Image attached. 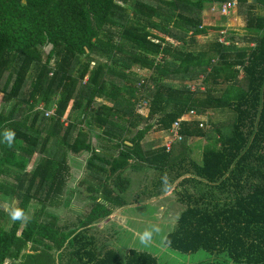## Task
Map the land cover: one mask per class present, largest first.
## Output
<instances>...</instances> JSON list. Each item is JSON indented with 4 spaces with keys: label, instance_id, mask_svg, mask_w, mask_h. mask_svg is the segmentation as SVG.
<instances>
[{
    "label": "trees",
    "instance_id": "16d2710c",
    "mask_svg": "<svg viewBox=\"0 0 264 264\" xmlns=\"http://www.w3.org/2000/svg\"><path fill=\"white\" fill-rule=\"evenodd\" d=\"M235 1L0 0V95L13 103L0 110V181L16 182L1 181L0 198L15 201L25 216L32 201L43 210L55 206L69 182V153L88 152L81 184L91 179V199L100 194L101 200L82 220L87 226L127 204L128 168L176 169L172 179L189 174L182 185L193 184L194 191L182 194L186 209L165 239L168 249L226 259L203 264H264V14L258 13L264 0H237L253 42L232 35L229 43L196 46V37L209 29L203 26L205 4ZM91 54L107 61L92 66ZM135 66L151 75L138 76ZM98 99L103 103L95 107ZM142 103L147 117L138 113ZM192 110L229 111L227 121L208 130L197 121L182 124L184 140H207L200 163L188 158L184 142L172 150L143 143L156 115L167 131ZM84 126L98 129L118 155L94 148ZM133 129L138 132L130 138ZM5 130L15 132L11 147ZM36 154L40 161L27 172ZM43 210L7 229L3 222L11 218L0 209V264H159L151 251L136 248L124 260L113 249L101 255L93 238L74 235L77 228L62 233L71 226L51 213L41 218ZM56 245L58 257L50 251ZM25 247L31 251L22 255Z\"/></svg>",
    "mask_w": 264,
    "mask_h": 264
},
{
    "label": "rangeland",
    "instance_id": "374dc122",
    "mask_svg": "<svg viewBox=\"0 0 264 264\" xmlns=\"http://www.w3.org/2000/svg\"><path fill=\"white\" fill-rule=\"evenodd\" d=\"M123 5L126 6L125 4ZM219 6V3H214L213 5L205 4V8L202 11V18L204 22L203 26L208 27L209 29L207 34L196 37L197 49H205L216 40L227 43L226 41H228V38L232 35L237 36L238 38H245L247 42H253L250 40H252L254 36L247 30V21L245 17L240 14L241 8L239 7L240 5L238 2H232L228 11H224L223 8H220ZM258 13L264 14V9H258ZM217 27H220V29H217ZM167 38L175 45L180 44L179 41L174 40L169 36ZM244 44L245 43L243 42L240 43V45ZM52 48V44L45 46V58ZM91 56L95 59L92 61V66L98 61H107L106 56L103 55L91 54ZM133 71H135L138 76L143 78H147L151 75V71L138 66L133 67ZM203 78L204 75H201L200 79L192 82L191 85L193 89H197L198 85L202 83ZM2 96L3 95L1 94L0 110H9L13 103L1 100ZM101 102L102 101L98 99L95 107H98ZM149 112L150 110L147 103L139 105V114L147 117ZM227 113H229V111ZM227 113L209 110L207 114L204 115L205 128L202 129H210L213 122L227 121ZM52 114L53 111L50 112V115ZM160 117H162V115L158 114L149 121L151 128L144 138L143 143L152 144L153 148L156 149L162 146H167V144H171L172 150L175 149L176 145L184 142L188 146L186 149L188 158L199 161L200 163L203 151L207 145L206 138L197 137L190 138L188 140L186 139L178 143L171 142L173 138L171 137L169 139L170 133H168V130H161L158 122ZM143 126L144 125H141V128ZM85 130L88 132L89 141L92 143L94 148L106 149L111 146L105 141L106 136H99L100 131L98 129L89 131L88 128H85ZM137 132L138 129H133V133L130 138ZM113 153L118 155L117 152H112L110 154ZM89 156L90 154L87 152L79 155L69 153V165L71 168L69 183L64 188V192L60 196V199H57V204L55 203V206L46 207V213L49 212L57 215L59 217L58 222L62 226L80 225L81 220H84V218L89 214L95 202L101 200L100 194H97V201L91 199V196L96 195V193H91L88 190L90 185H94V182H92L91 179H87L84 184H81L87 176L86 161ZM39 161L40 155L36 154L32 159V163L28 167V172H31L34 167L37 166ZM132 161L135 163L136 160ZM179 165L180 163H178L176 167ZM183 167L191 168L188 164H183ZM175 172L176 169L171 172H164L167 173L171 183V188L165 192L163 190L162 183V177L165 174L155 171L146 165H143L140 171L128 168L124 172V177L130 180V188L124 195L127 198V204L125 207L115 208L110 217L100 223H97L90 230H88V235L92 234L91 236L94 238V244L92 247H95L96 251L101 253V255H104V253L109 249H116L120 252L122 259H124L133 248L142 251L148 250L158 258L159 264H203L208 263L209 261L215 263L216 261L222 262L223 260H226L223 256H212L210 253L203 250L196 253H190V255H183V253L169 250V247L165 245L166 236L174 231L180 214L186 209V206L181 200L182 194H185L184 192L186 189L191 192L194 191L193 184L186 183L184 184L185 186L182 185L184 182L183 180L190 177L189 174L185 173L181 176V178L173 180L172 175L176 174ZM1 181H4L3 183H10L12 187L16 186V182L13 177H3ZM36 203V201H32V205L30 206L25 219L31 217L36 209H43L41 208V205ZM9 204H11L9 199L0 198V209L6 208ZM39 216L43 219L48 218L47 214H39ZM3 223L6 224L7 229H11L14 221L11 219L10 221H5ZM24 226L25 223L22 221L19 229L20 234L22 233ZM154 229H158V231ZM145 230L151 231L152 235L149 240L142 241L140 237ZM30 250L31 247H25L22 251V255H26V253ZM19 262H23V259L18 260V263ZM11 263L12 259H7L4 264Z\"/></svg>",
    "mask_w": 264,
    "mask_h": 264
},
{
    "label": "clouds",
    "instance_id": "9594fccd",
    "mask_svg": "<svg viewBox=\"0 0 264 264\" xmlns=\"http://www.w3.org/2000/svg\"><path fill=\"white\" fill-rule=\"evenodd\" d=\"M14 139H15V132L13 130H5L4 142L9 147L12 146ZM162 183H163V190L167 192L171 188V183L169 181L167 173H165V175L162 177ZM5 211L8 213V215L13 221L24 220L26 218L24 211L16 205L15 201H12L11 204H9L5 208ZM154 230L158 231V229H154ZM151 235H152L151 231L145 230L140 238L142 241H147L151 238Z\"/></svg>",
    "mask_w": 264,
    "mask_h": 264
},
{
    "label": "built area",
    "instance_id": "2783aa9c",
    "mask_svg": "<svg viewBox=\"0 0 264 264\" xmlns=\"http://www.w3.org/2000/svg\"><path fill=\"white\" fill-rule=\"evenodd\" d=\"M237 2V0L235 1ZM232 3H224L220 5V8H223L224 11H228L231 7ZM200 122V127L205 128L204 124V115L199 114L196 110L189 111L185 115H183L181 118H179L176 122L173 123L171 128L168 130V133H170L169 139L172 137L173 140L171 142H178L183 140V136L181 135L180 131L182 128V124L184 122ZM167 149H171V144H167Z\"/></svg>",
    "mask_w": 264,
    "mask_h": 264
},
{
    "label": "flooded vegetation",
    "instance_id": "af4514ba",
    "mask_svg": "<svg viewBox=\"0 0 264 264\" xmlns=\"http://www.w3.org/2000/svg\"><path fill=\"white\" fill-rule=\"evenodd\" d=\"M184 140V139H183ZM182 140V141H183ZM178 142H181V141H178ZM177 142V143H178ZM128 144H129V142H127ZM166 147V146H165ZM99 151H101V150H105V149H98ZM167 150H171V149H167ZM88 153V152H87ZM31 163H32V161H31ZM30 166V165H29ZM28 166V167H29ZM86 166H87V161H86ZM35 168V167H34ZM27 172H28V168H27ZM125 172V171H124ZM124 172H123V176H124ZM69 183V182H68ZM129 188H130V186H129ZM129 190V189H128ZM128 192V191H127ZM126 200H127V198L126 197H124ZM37 204V203H36ZM126 206V205H125ZM125 206H122V207H125ZM122 207H118V208H122ZM41 208H43V206H41ZM46 209L47 208H45L44 210L43 209H41V210H43L44 211V213H41V215H45V214H48L49 212H47L46 213ZM115 209V208H114ZM29 210V209H28ZM37 210V209H36ZM35 210V211H36ZM28 212V211H27ZM113 212H114V210H113ZM113 212L111 213V215L113 214ZM35 213V212H34ZM90 213V212H89ZM111 215H109V217L111 216ZM88 216V215H87ZM86 216V217H87ZM86 217L84 218V220L86 219ZM28 218H30V217H28ZM108 218V217H107ZM47 219H49V217L47 218ZM83 220V221H84ZM105 220V219H104ZM81 222H82V220H81ZM101 222V221H100ZM99 222V223H100ZM97 223H94V224H90V225H82V223L80 224V225H75V226H71V227H69V228H66V229H63V232L62 233H64V232H68V231H70V230H68V229H70V228H77L76 229V232L74 233V235H76L77 233H85L87 236H89L90 238H93L91 235L92 234H90V235H88V230H90L94 225H96ZM68 230V231H67ZM167 237V236H166ZM93 240H94V238H93ZM68 243V242H67ZM68 245V244H67ZM44 248V247H43ZM95 248V247H94ZM133 249H135V248H133ZM113 250H116V249H113ZM132 250V249H131ZM130 250V251H131ZM139 250V249H138ZM31 251V250H30ZM29 251V252H30ZM50 251H52L53 253H55V256H57L58 257V255H59V253L62 251V250H59L58 249V246L56 245V246H54L52 249H50ZM118 253H119V256H120V252L118 251V250H116ZM130 251H129V253H130ZM129 253H128V255H129ZM127 255V256H128ZM127 256H125V258L127 257ZM120 258L122 259V257L120 256ZM124 258V259H125ZM124 259H122V260H124Z\"/></svg>",
    "mask_w": 264,
    "mask_h": 264
},
{
    "label": "crops",
    "instance_id": "0c3cea01",
    "mask_svg": "<svg viewBox=\"0 0 264 264\" xmlns=\"http://www.w3.org/2000/svg\"><path fill=\"white\" fill-rule=\"evenodd\" d=\"M110 147H108V148H106V150H108V152L110 153V149H109Z\"/></svg>",
    "mask_w": 264,
    "mask_h": 264
},
{
    "label": "water",
    "instance_id": "95a60500",
    "mask_svg": "<svg viewBox=\"0 0 264 264\" xmlns=\"http://www.w3.org/2000/svg\"><path fill=\"white\" fill-rule=\"evenodd\" d=\"M131 145V143H129Z\"/></svg>",
    "mask_w": 264,
    "mask_h": 264
}]
</instances>
